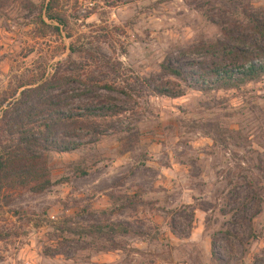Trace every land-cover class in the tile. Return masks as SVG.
I'll use <instances>...</instances> for the list:
<instances>
[{"label":"rangeland","instance_id":"rangeland-1","mask_svg":"<svg viewBox=\"0 0 264 264\" xmlns=\"http://www.w3.org/2000/svg\"><path fill=\"white\" fill-rule=\"evenodd\" d=\"M46 2L0 0V117L56 75L81 82L68 107L123 112L46 155L48 190L0 189V264H264V77L201 93L160 70L208 63L200 47L264 0H60L58 32ZM167 82L183 96L153 92ZM107 224L136 234L79 235Z\"/></svg>","mask_w":264,"mask_h":264},{"label":"trees","instance_id":"trees-1","mask_svg":"<svg viewBox=\"0 0 264 264\" xmlns=\"http://www.w3.org/2000/svg\"><path fill=\"white\" fill-rule=\"evenodd\" d=\"M59 4L60 0H47L40 11L41 23L42 18H46L57 32L65 26ZM235 16L239 18L240 14H234L232 24L225 23L221 27V39L200 47V51L208 55V63H163L160 66L161 74L184 82L188 88L201 93L229 91L263 78L264 14L244 11L242 20ZM75 82L81 83L56 75L52 83H42L24 90L19 98L6 106L0 117V189L3 186L12 190L28 188L34 194L48 190L51 182L45 163L46 155L81 150L93 140L101 138L105 133L102 127L122 114L121 107L99 102L68 107L66 103L71 96L67 95V89ZM168 83L156 85L153 92L171 99L183 96L181 89ZM105 88L112 90L111 87ZM44 91L55 95L43 96ZM86 91L84 88L80 93ZM1 104L0 108L3 106ZM251 200L249 198L245 206ZM81 230L80 236L136 234L126 224L91 225Z\"/></svg>","mask_w":264,"mask_h":264}]
</instances>
